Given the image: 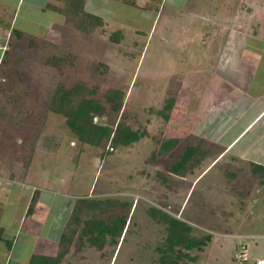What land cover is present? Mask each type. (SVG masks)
<instances>
[{"label": "rangeland", "instance_id": "obj_1", "mask_svg": "<svg viewBox=\"0 0 264 264\" xmlns=\"http://www.w3.org/2000/svg\"><path fill=\"white\" fill-rule=\"evenodd\" d=\"M18 1L0 0V33L8 32L12 44V52L0 58V173L10 171V162L22 164L33 144L31 158L41 145L58 152V159L48 158L60 169L50 177L60 197L58 213L47 206L37 213L41 203L51 204L48 196L40 197L44 186L32 187L36 202L19 232L27 240L17 244L27 246L25 264L34 237L49 236L52 225L60 236L79 198L131 202L130 209L117 205L110 211L129 216L127 233L115 250L110 245L102 251L72 246L60 264H159L157 247L165 226L148 216L150 206L187 221L194 236H211L201 249H185L189 264H257L264 258V184L252 173L250 161L264 149V141L255 150L250 141L257 135L252 132L228 153L232 133L221 131L226 119L214 120L217 129L210 126L214 114L221 113L222 119L242 96L251 98V90L244 88H236L231 97L228 85L236 68L251 67L248 62L259 65L264 58V0H136L134 5L94 0L90 10L105 23L103 31L99 27L91 33L75 29L46 7V0ZM49 2L64 6L63 1ZM11 27L23 33L13 35ZM115 31L122 32L120 42L110 38ZM63 52H71L72 64L66 61L59 70L45 63ZM79 81L102 102L110 88L125 93L119 112L109 109L94 122L115 127L124 120L144 130V136L129 146L82 144L68 129L66 117L50 108L59 84L71 87ZM224 133L227 137L220 135ZM188 144H201L208 154L186 176L171 174ZM244 145L254 148L252 159L240 152ZM48 158L41 164L43 171ZM21 202L14 201V208ZM5 210L2 198L0 218L13 219ZM58 247L39 246L37 254H57ZM8 252L1 250L0 255Z\"/></svg>", "mask_w": 264, "mask_h": 264}, {"label": "trees", "instance_id": "obj_2", "mask_svg": "<svg viewBox=\"0 0 264 264\" xmlns=\"http://www.w3.org/2000/svg\"><path fill=\"white\" fill-rule=\"evenodd\" d=\"M54 1H63L64 6L61 7L57 4L47 2L46 7L64 16L68 22L74 24L75 29L78 31L91 33L99 27L103 31L104 18L88 11L85 0ZM114 1L136 4V0ZM11 31L13 35L18 34V36L23 33V31L14 27ZM110 38L114 42H120L122 32L115 31ZM11 47L12 44L6 51V57L12 52ZM70 53L63 52L62 54H55L47 58L45 63L61 70L64 62L73 63V60L69 57ZM3 85L0 80V87ZM94 93V89L87 87L80 81L71 87L59 84L54 91L50 103V108L54 113L62 114L66 117L65 123L68 129L77 136L82 144L97 148H105L109 142L113 146H129L144 136V130L133 129L124 120L119 121L115 127L94 122L95 116L101 117L109 109L114 112H119L123 107L125 97V93L118 88H110L106 91L103 97L105 102L94 97ZM33 145L30 147L29 155L26 156L27 159L31 158V153L36 148ZM166 149L162 150L166 151ZM207 154L208 150H202L201 144H188L182 155L172 165L170 169L171 174L186 176L203 162ZM252 164V173L257 174L260 183L264 184V164L256 162H252ZM35 202L36 200L34 201L33 198L32 205L30 204L29 206V211ZM117 205H122L123 208L128 206V209H130L129 207L132 206V203L129 201L121 203L115 198L77 199L60 235L57 254L45 255L32 253L28 264H60L62 258L67 255L72 246L78 250L89 245L102 251L107 245H110L114 246L113 250H115L119 245L120 239L123 237L124 231L127 233L125 224L129 219L126 213H110L111 209ZM147 213L150 218L161 222L165 226V236L157 247L160 252L159 264H189L185 259L187 257L191 259V257L185 252V249H201L211 239L210 235L204 237L194 236L192 233L193 227L187 221L177 219L156 206L147 208ZM3 232V228L0 227V240L4 238ZM8 242L6 241V243Z\"/></svg>", "mask_w": 264, "mask_h": 264}, {"label": "crops", "instance_id": "obj_3", "mask_svg": "<svg viewBox=\"0 0 264 264\" xmlns=\"http://www.w3.org/2000/svg\"><path fill=\"white\" fill-rule=\"evenodd\" d=\"M92 1L94 0H90V1L85 0L86 8L88 11L96 14V12L90 10V9L94 10L93 5H91ZM47 2H49V0H46V3ZM57 5L60 6L59 4ZM248 65H251V67L247 68L241 65L238 69L236 68L237 72H235L234 70L236 77L231 82L229 80L228 87H230L231 91H229L228 93L231 94V97H233L234 96L233 91L236 88L241 89L242 92H243L242 88H244L245 91L251 90L252 95H249V97L251 98H245L242 96L240 102L233 103L226 113H222V116H223L222 119H220L221 113L214 114L213 117L211 118L212 122L210 123V126H214L213 128H216V129H217V125L214 124V120L218 121V120L226 119L224 122L225 125L224 127H222L221 131H224V132L230 131L232 133V138H230L226 146V149H227L226 151L228 153L231 150H233L234 147H236L244 139V137L249 133L253 132L255 136L257 135V139L254 138L253 140L250 141L252 142V145L253 144L257 145L255 147V150L258 149L259 148L258 145L261 146L264 141V58H261V62L259 65L257 64L253 65L251 62H248ZM236 73L239 76H237ZM248 74L250 76H248ZM260 123H262V125H260L258 129L254 130L256 126ZM220 135L223 136V135H226V133L220 134ZM217 141H220V138H217ZM252 145L251 146L244 145L241 148H239L240 152H243L249 157L247 158V160L252 159L251 153L253 151L255 152L254 148H252ZM42 147L43 146L41 145L37 146L35 155H33L32 158L27 159L26 157L25 160L22 158L24 160V161L22 160V164L21 162L20 164H17V161L14 163L10 162L9 163V166L11 167L10 171L4 174L0 173V201L2 200V198L5 199V202H7V210L5 211L11 214L13 217V219L10 217H7L4 220L0 218V227H2L4 230L3 232L4 238L0 240V248H1L0 251L1 250L9 251L6 257H4L3 254L0 255V264H11L13 260L17 262L18 264H25V262L28 260L24 253V250L27 247L26 244H24L23 246V248L26 246L24 249L20 248L17 244L19 240L23 241L24 243H26L25 241L27 240L25 238H23L24 240H21L19 237V232H20V227H21L20 225H21L22 220L24 219V217L25 219L27 218L26 215H27V211H29L30 199H32V196L34 193V190L32 187L37 186L38 188V187L44 186L45 189L43 190V192L41 191L40 197L42 196L43 198V197L48 196V201L51 204V205H45L41 203L38 208L39 212L37 213H40V211L42 212L43 209H47L46 206L48 207V209L51 210L50 213L51 212L58 213L60 210L59 209L60 203L58 202L60 197L58 198V193L56 189L51 187V182H50V177L52 176L53 173L54 175L60 174V169L55 168L54 161H53V159L54 160L58 159V156H57L58 152L55 153L54 151L46 149V148H44L43 150L41 149ZM47 153H50V154H47ZM49 156H52L53 159L50 160L48 158ZM47 158H48L47 166L49 168L47 167L45 171H43L42 170L43 167L41 164L44 161V159H47ZM250 161L264 164V149L262 148L260 150L257 158H255L254 160H250ZM52 162L53 164L51 166L49 163H52ZM0 166H2L1 163H0ZM26 168H27V172L24 173V170ZM30 177H34L33 180H30ZM71 180L72 178L70 177L68 182H72ZM65 181H66V178L64 177L62 182H65ZM14 201L15 202L22 201V202L18 203L16 207L14 208ZM30 214L32 213L30 212ZM53 226L54 225H52L51 234L49 236L34 237L35 239L34 245L31 244L33 248L30 254L37 253L39 246L41 247L45 246L46 250L48 249L54 250V244L57 247L58 239L60 238L59 230L57 226L55 229V234H54ZM34 232L36 231L34 230ZM27 236H30V238H33L31 236H34V234L29 235L28 233ZM44 239H46L45 244H43L45 241ZM6 241H9L10 243L8 242L9 243L8 244L6 243ZM32 241L33 239H31V242ZM46 253H51L54 255V252L46 251ZM20 259L22 260L21 262H20Z\"/></svg>", "mask_w": 264, "mask_h": 264}, {"label": "built area", "instance_id": "obj_4", "mask_svg": "<svg viewBox=\"0 0 264 264\" xmlns=\"http://www.w3.org/2000/svg\"><path fill=\"white\" fill-rule=\"evenodd\" d=\"M12 33V31H10ZM10 34L7 32L6 35L0 33V58L5 56L6 51L10 46ZM110 147V146H109ZM257 264H264V258L258 259Z\"/></svg>", "mask_w": 264, "mask_h": 264}, {"label": "clouds", "instance_id": "obj_5", "mask_svg": "<svg viewBox=\"0 0 264 264\" xmlns=\"http://www.w3.org/2000/svg\"><path fill=\"white\" fill-rule=\"evenodd\" d=\"M11 30H12V27H11Z\"/></svg>", "mask_w": 264, "mask_h": 264}]
</instances>
